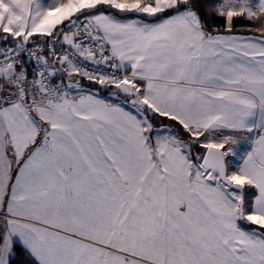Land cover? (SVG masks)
Listing matches in <instances>:
<instances>
[{
    "label": "snow or ice",
    "instance_id": "6c2138e0",
    "mask_svg": "<svg viewBox=\"0 0 264 264\" xmlns=\"http://www.w3.org/2000/svg\"><path fill=\"white\" fill-rule=\"evenodd\" d=\"M0 264H264V0H0Z\"/></svg>",
    "mask_w": 264,
    "mask_h": 264
},
{
    "label": "crops",
    "instance_id": "0c3cea01",
    "mask_svg": "<svg viewBox=\"0 0 264 264\" xmlns=\"http://www.w3.org/2000/svg\"><path fill=\"white\" fill-rule=\"evenodd\" d=\"M86 83V82H85ZM101 96L107 97V93L106 92H101L100 93Z\"/></svg>",
    "mask_w": 264,
    "mask_h": 264
},
{
    "label": "trees",
    "instance_id": "16d2710c",
    "mask_svg": "<svg viewBox=\"0 0 264 264\" xmlns=\"http://www.w3.org/2000/svg\"><path fill=\"white\" fill-rule=\"evenodd\" d=\"M238 27H239V25H238ZM87 83V82H86ZM15 259V258H14Z\"/></svg>",
    "mask_w": 264,
    "mask_h": 264
}]
</instances>
